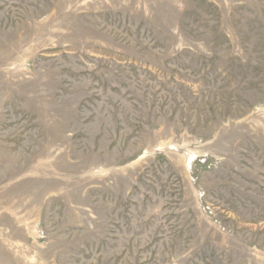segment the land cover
Returning a JSON list of instances; mask_svg holds the SVG:
<instances>
[{"label": "rangeland", "instance_id": "374dc122", "mask_svg": "<svg viewBox=\"0 0 264 264\" xmlns=\"http://www.w3.org/2000/svg\"><path fill=\"white\" fill-rule=\"evenodd\" d=\"M0 264H264V0H0Z\"/></svg>", "mask_w": 264, "mask_h": 264}]
</instances>
